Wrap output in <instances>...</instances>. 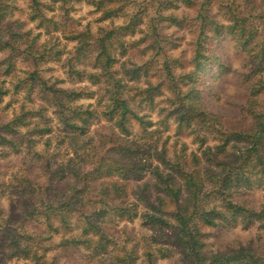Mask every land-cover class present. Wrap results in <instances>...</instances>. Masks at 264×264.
Here are the masks:
<instances>
[{"label": "trees", "instance_id": "trees-1", "mask_svg": "<svg viewBox=\"0 0 264 264\" xmlns=\"http://www.w3.org/2000/svg\"><path fill=\"white\" fill-rule=\"evenodd\" d=\"M28 1V21L34 24L35 29H42L45 35L50 36L60 31L64 40L74 43L61 65L67 79H85L89 84L102 85L103 95L95 101L100 104L103 100V103L100 110L92 103L75 104L82 97L91 98L94 93L85 91V88L59 87L58 82L49 83L43 79L39 74V65L47 58L60 61L64 53L55 49L54 45L37 47L40 32L31 36V29L24 31L22 24L10 22L8 0H0V52L7 54L6 59L0 62V66L5 64L1 76L10 73L12 60L16 58L32 68L26 72L24 79L12 83L11 87L5 85V79L0 80V101L21 87L28 95L37 88L39 101L49 106L40 104L35 110H21L6 123L0 122V146L11 147L18 152L13 139L6 136H15L20 126L29 125V118L42 122V127L36 131L38 137L43 138L52 132L48 126L50 119L46 117V111L51 109L59 124L58 133L62 134V137L56 135V138L60 144L68 140L70 149L67 151L72 153V161L65 166L56 163L52 169L49 163L53 155L49 154L50 139L43 140L42 153L47 160L48 178L42 187L38 185L36 190L31 189L28 203L23 206V218L41 219L47 230L54 233L69 230L70 218L80 220L82 227L79 235L62 237L57 244L62 249L91 248L94 254L105 251L111 237L104 232L102 224L105 223L103 218L111 214L112 217L127 221L141 217L146 225L171 228L187 264H264V248L260 251L250 248L216 252L204 250L205 240L209 236L204 232L205 229H223L240 223L244 228L257 225L264 233V203L256 208L248 202L234 200L231 195L233 188L250 190L259 187L264 192V30L260 33L258 28L250 24L247 12L239 13L236 5L238 0L228 3L217 1L218 6L225 10L226 23L211 19L204 9L213 0L202 3L195 11V22H198L199 27L192 40V55L187 62L190 69L174 74L171 65L172 62L177 63L178 59L168 58L167 50L159 47L157 55L164 53L159 81L155 84L147 82L145 89L139 90L140 103H146L151 110L159 107L155 106L154 98L162 96L164 104L160 106L161 109L158 108V114L164 118L160 123L173 120L176 133L182 132L198 143L199 154L194 151L173 160L160 157L161 166L167 173L158 167L151 169L144 159L137 160V149H133L131 142L127 141L131 136V121L138 123L142 130L152 127L153 122L145 121L129 106L122 80L114 69L118 56H124L128 46L133 48L138 45L121 38L134 34L141 16L138 13L128 15V22L122 26L99 28L96 33H92L88 25L75 31L74 26H71L76 23L79 26V23L70 17V13L72 2L78 0H50V3ZM113 2L98 0L89 3L96 12H101L100 19H112L117 16L119 7L110 8L106 5ZM173 2L167 0L166 7L176 8ZM179 2L186 8H196L198 5L193 0ZM55 5L58 15L47 16L45 10L50 12ZM55 16L59 17V21L55 20ZM166 19L181 28L183 20L172 15ZM165 38L164 43L171 41L170 48L177 47L172 42L176 39ZM222 38L230 39L235 51L244 57L240 82L245 94L238 105L239 114L234 116L211 112L206 105L208 97L218 96L213 85L219 83L224 75L233 72L230 65L222 62L213 49V43ZM116 43L117 46L114 45ZM115 50L118 51L117 55ZM84 62L90 67L88 71L78 68ZM181 68L184 69L183 66ZM139 70L136 69L133 74H138ZM102 119L110 123V128L106 133H96V142L92 143V136L87 135L89 126ZM209 136L215 144L202 149ZM34 144L35 141L28 139L26 149H31ZM228 145L233 151L227 155ZM220 155L226 157L219 158ZM147 168L155 181L153 189L158 196L155 203L147 201L144 195L148 192L150 182L138 185L134 194L147 206V211L140 215L136 206L128 203L125 183L128 178L139 182L142 172ZM66 178L71 179V182L67 183ZM54 222L58 225H54ZM9 224L8 220H4L0 230L5 233L4 228ZM258 236L262 238L260 234ZM12 237L6 239L9 248L14 250L11 252L30 259V250L21 249L18 241ZM92 238H96L95 241ZM31 254L30 261L37 264L40 257L34 252ZM118 262L133 264L134 259L128 254ZM141 264H154L153 255L144 253Z\"/></svg>", "mask_w": 264, "mask_h": 264}, {"label": "rangeland", "instance_id": "rangeland-1", "mask_svg": "<svg viewBox=\"0 0 264 264\" xmlns=\"http://www.w3.org/2000/svg\"><path fill=\"white\" fill-rule=\"evenodd\" d=\"M88 1L98 0L72 2L73 9L70 17L79 23V26L77 23L71 26H74L75 31H79L88 25V29L92 33H96L99 28L114 25L122 26L128 22V15L138 13L141 16V21L136 26L134 34L121 38L124 41L138 43V45L132 46L133 48L128 46L127 53L122 57L118 56V62L115 64L114 69H116L117 77L122 80L123 92L129 101V106L136 110L139 116H143L145 121L153 122L152 127L142 130L138 123L131 121L129 124L131 136L127 138V141L131 142L133 149H137V160L144 159L151 169L158 167L160 171L167 173L161 166L160 157L173 160L181 155L188 156L194 151L199 154L198 143L182 132L176 133V125L173 120L168 119L166 122L160 123L164 118L163 115L158 114V108L161 109L160 106L164 104L162 96L154 98V104H157L155 106L159 107L151 110L146 103H140L139 90L145 89L147 82L155 84L159 81L158 77L161 74V63L164 56L163 52L157 55V48L159 49V47L167 50L166 55L168 58L178 59L177 63L172 62L171 65L174 74L180 73V70L188 71L190 69L187 62L192 55V40L197 35V28L199 27L198 22H195V11L207 0H193L198 4L196 8H186L179 0L173 2L176 8H167V0H114L113 3L106 5L110 8L119 7L117 16L112 19H100L101 12H96L94 6ZM217 1H209L204 9L207 10V14L211 19L226 23L225 10L221 9L218 3H228L230 0ZM41 2L50 3V0H41ZM8 5L10 13L8 19L10 22L22 24V30L24 31L31 29V36L40 32V37L36 43L37 47L43 45L51 47L54 45L55 49L62 50V53H64L60 61H52L47 58L45 59L47 61L39 65L38 70L42 78L48 80L49 83L58 82L59 87L69 89L85 88V91L93 92L91 98L82 97L75 104L92 103L100 110L103 100L100 102L101 105L96 104L95 100L98 96L103 95L102 85L89 84L85 79L71 81L67 79L63 72L62 60L67 57V53L74 43L64 40L60 36V31L54 32L50 36L45 35L42 29H35L34 24L28 21L30 11L28 0H8ZM56 5L54 10L50 11L51 13L45 10V14L47 16L58 15ZM236 5L239 7V13H242V11L247 12L250 24L258 28L260 33H263L261 31L264 30V0H238ZM168 15L183 20L181 28L169 22L166 19ZM55 18L56 21H59L58 16H55ZM165 37L171 40L176 39L172 42L177 47L175 49L170 48L172 43L171 41L164 43L163 39ZM55 38L58 40H54ZM156 41H159V43ZM114 45L117 46L118 44ZM213 45L216 56L222 62L228 63L233 72L224 75L219 83L211 84L218 92V96H215V98L208 97L206 105L214 113L225 116L238 115V105L243 101L245 94L244 87L240 82L244 57L235 51L233 42L228 38L219 39ZM117 52L115 50L116 55ZM6 55L5 52H0V62L6 59ZM12 65L10 73L6 76H1L5 64L0 66V80L5 79L7 87H11L12 83L24 79L26 72L32 70L31 66L23 63L20 58L12 60ZM182 66L184 69L181 68ZM78 68L86 71L90 69L85 62L79 65ZM136 69L140 70L138 74L134 75L133 71ZM206 79H209L208 74ZM165 94L166 91L163 92V95ZM40 104L44 107L46 105L44 102L39 101L37 88H34L31 95H28L21 87L16 93H10L0 101V122L6 123L15 114H19L21 110L23 112H27L26 109L35 110ZM46 107L49 106L46 105ZM46 117L50 119L48 126L51 127L52 132L45 134L43 138L38 137L36 133L37 129L42 127V122L29 118V125L20 126L15 136H6L16 143L18 152L11 147L0 146V184L2 185V188H0V225L4 223V220H8L10 223V226L4 228L5 233L0 230V264H36L34 261H30L33 252L40 257L37 264H120L118 261L128 254L134 259L133 264H141L146 252L153 255L154 264H187L176 243L175 232L169 227H162L157 224L146 225L141 217L127 221L116 216L112 217L111 214H108L111 218L105 216L103 218L105 223L102 224V227L104 232L111 238L106 244L105 251L96 254L93 253L91 248L62 249V247L57 246L62 237L70 235L77 237L79 235L82 224L80 220L76 221L74 217L69 219V230L66 232L60 231L59 233L47 230L41 219L27 218L25 220L23 218V206L28 203L31 189L36 190L38 185L42 187L48 178L45 163L47 160L42 153L43 140L50 139L49 154L53 155L49 158V163L52 169L56 163H63L65 166L72 159V153L67 151L70 149V146H68L69 141L66 140L60 144L59 139L56 138V135L62 137V134L58 133L59 124L52 115L51 109L46 111ZM108 128H110V123L102 119L99 122H93L89 126L87 135L92 136V143H95L96 133H106ZM28 139L35 141V144L29 150L26 149ZM206 139V144L202 149L206 145L212 146L215 144L211 136ZM230 145L226 147L227 155L233 151ZM225 157L226 155L219 156V158ZM66 181L67 183L71 182V179L66 178ZM146 181L150 183L148 192L144 196L147 197V201L155 203L158 194L153 189L155 181L148 168L142 172V179L139 182L128 178L125 183L128 192V203L134 204L140 215L147 211V206L138 200L134 191L137 190L138 185ZM231 195L234 200L248 202L256 208L264 203V192L259 187H253L250 190L233 188ZM54 225L57 226L58 223L54 222ZM204 232L209 235L205 240L204 250L206 252L229 251L238 248H250L260 251L264 248V233L258 229L257 225L244 228L242 224L238 223L223 229H205ZM7 234H10V236ZM259 234L262 237L261 239L258 238ZM8 237L18 241L21 249H29L30 259H25L20 253L13 254L14 252L11 251L14 250L9 248V242L6 240ZM92 239L95 241L96 238ZM92 246H94V243ZM162 255L164 256L161 257Z\"/></svg>", "mask_w": 264, "mask_h": 264}]
</instances>
